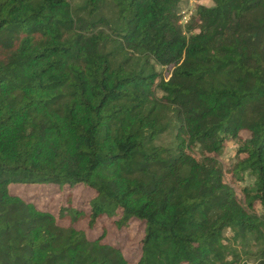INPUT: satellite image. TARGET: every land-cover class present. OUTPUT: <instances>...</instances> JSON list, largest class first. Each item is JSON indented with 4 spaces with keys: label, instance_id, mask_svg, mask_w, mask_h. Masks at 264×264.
<instances>
[{
    "label": "trees",
    "instance_id": "16d2710c",
    "mask_svg": "<svg viewBox=\"0 0 264 264\" xmlns=\"http://www.w3.org/2000/svg\"><path fill=\"white\" fill-rule=\"evenodd\" d=\"M210 1L0 0V264H264V0ZM103 215L143 223L133 262Z\"/></svg>",
    "mask_w": 264,
    "mask_h": 264
},
{
    "label": "rangeland",
    "instance_id": "374dc122",
    "mask_svg": "<svg viewBox=\"0 0 264 264\" xmlns=\"http://www.w3.org/2000/svg\"><path fill=\"white\" fill-rule=\"evenodd\" d=\"M198 2L209 4L210 0H182L180 12L182 15H187L190 10L194 9ZM182 17V16H181ZM245 134V131L243 132ZM237 147L236 139H229L224 146L220 159L226 164L232 161L234 151ZM229 177V174H226ZM253 177L245 172L244 178L235 182V188L238 194H241V187L243 185H251ZM10 191L21 195L27 200H32L36 205L42 209L51 210L57 214L61 204L67 202L70 198L73 204H78L88 208L85 200L90 198L94 192L87 186L78 184L73 187L65 185L60 187L57 184L43 183V184H25V183H11ZM116 216L108 217L103 215L99 218L94 227L87 226L85 220H80L77 226L83 228L91 237L98 233L105 231L103 241L110 242L121 246L125 256L130 262H133L140 253V238L143 233V223L140 220L132 219L129 224L124 227H117L114 223ZM62 223H67L66 219L61 220ZM229 230L226 234H229Z\"/></svg>",
    "mask_w": 264,
    "mask_h": 264
},
{
    "label": "built area",
    "instance_id": "2783aa9c",
    "mask_svg": "<svg viewBox=\"0 0 264 264\" xmlns=\"http://www.w3.org/2000/svg\"><path fill=\"white\" fill-rule=\"evenodd\" d=\"M192 11H193V10L191 9L190 12H189L187 15H186V14H185V15H182V14H181L182 12H180V14H181V16H182V17H180V21H181V23H185V22L188 20V18H189V16H190V14L192 13Z\"/></svg>",
    "mask_w": 264,
    "mask_h": 264
}]
</instances>
